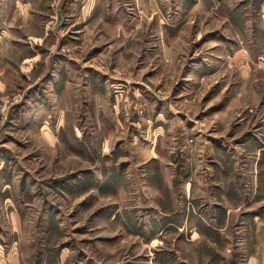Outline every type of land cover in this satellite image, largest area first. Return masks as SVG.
I'll use <instances>...</instances> for the list:
<instances>
[{
	"label": "rangeland",
	"instance_id": "rangeland-1",
	"mask_svg": "<svg viewBox=\"0 0 264 264\" xmlns=\"http://www.w3.org/2000/svg\"><path fill=\"white\" fill-rule=\"evenodd\" d=\"M0 264H264V0H0Z\"/></svg>",
	"mask_w": 264,
	"mask_h": 264
}]
</instances>
